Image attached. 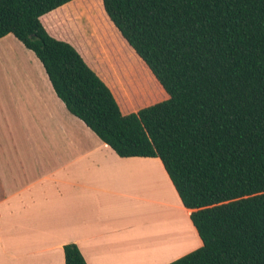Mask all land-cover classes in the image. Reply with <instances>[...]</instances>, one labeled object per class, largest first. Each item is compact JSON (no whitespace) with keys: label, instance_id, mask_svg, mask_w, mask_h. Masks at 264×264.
Here are the masks:
<instances>
[{"label":"trees","instance_id":"trees-1","mask_svg":"<svg viewBox=\"0 0 264 264\" xmlns=\"http://www.w3.org/2000/svg\"><path fill=\"white\" fill-rule=\"evenodd\" d=\"M71 1L0 0V38L33 52L68 112L119 157L160 160L202 242L169 264H264V0H75V20L91 13L97 24L104 11L142 62L125 56L120 71L149 96L137 103L159 96L140 83L142 66L166 95L129 114L41 24ZM63 253L86 264L73 243Z\"/></svg>","mask_w":264,"mask_h":264},{"label":"crops","instance_id":"crops-1","mask_svg":"<svg viewBox=\"0 0 264 264\" xmlns=\"http://www.w3.org/2000/svg\"><path fill=\"white\" fill-rule=\"evenodd\" d=\"M72 2L41 24L136 112L92 33L65 35ZM189 215L158 158L119 157L68 112L33 52L0 38V264H64L69 243L86 264H169L202 246Z\"/></svg>","mask_w":264,"mask_h":264},{"label":"rangeland","instance_id":"rangeland-1","mask_svg":"<svg viewBox=\"0 0 264 264\" xmlns=\"http://www.w3.org/2000/svg\"><path fill=\"white\" fill-rule=\"evenodd\" d=\"M74 3L75 2H72L69 6L65 7V16L69 15L68 17H65V19L69 21V22L65 21L66 22L65 23V35L66 36L68 35L70 37V33L71 34L74 32L78 33V31L80 33H83L84 36H86V32L92 33V37L95 39L96 45H97L98 49L101 51V53L103 52V50L106 51L108 49L105 46L107 41H105L103 38H105L107 40L110 39L113 47L114 46L117 47L114 49L112 47L113 50H116V53L114 51H112V52L110 51V53H108V51H107V53L104 51L105 53L104 52L103 53L107 54L106 56H108V59L110 60L111 63H114L113 64L114 70H118V72H119V74L113 73L115 75V77H117V81H116V78H115V83H114V78H112V81L114 83L115 90L117 91V93H120V96H119V98L121 99L120 104H122V105H134L135 104L136 106H133V108L135 107L134 109L136 110V109L144 108V107H147V106H150L152 104H155V103H158L160 101L165 100L166 95L164 94V92L161 90V88L155 82L153 76L147 70V68L145 66H142L143 70H142L141 74H142V76H144L146 78L145 79L142 78L144 80V82H140V83L144 84L145 81L147 80L146 82H149V85H146V83H145L147 88L148 89H152V87L157 88V92H158L159 96L157 97V95L155 93L154 95L156 96V98L153 100H150L151 101L150 103L142 104V105L137 103V102H141V101H143V103H146L145 100H146V98L149 99L148 98L149 96L144 98L143 96L138 95L139 94L138 91H140L141 87L139 88L135 81H128L127 79L125 80L120 71H121L122 67H126V64L124 62V59H126L125 56L127 57L128 63H131V64L133 63L135 66H136V64L142 65V62H140V60L135 55V53L130 49V47H128L126 43L122 42V39L120 38L118 32L116 31L114 26L111 24V22L108 20L104 11H103V16L100 17L99 22L97 24H95V17L91 13H84V12L82 14V17L85 19V22H81V21L78 22V20H75V17H72V15H71V13H72L71 9H72V5ZM101 8H102V6H101ZM67 22L74 24V25H71L72 29H74V30H72V32H71V30L70 31L68 30ZM79 23H81V24H79ZM102 29H105V32L107 33L105 36L102 34ZM57 33L60 34L59 32H57ZM120 52H121V55H120ZM103 66H105V64H103ZM108 69L113 70L111 67ZM140 83H139V85H141ZM160 92H161V94H160ZM129 108H128V110H129ZM125 110H127V109H125ZM6 137H7V135H6ZM8 144H10V143H8Z\"/></svg>","mask_w":264,"mask_h":264}]
</instances>
